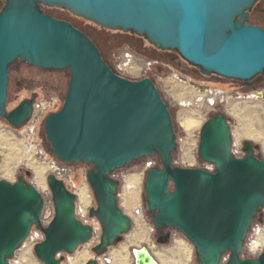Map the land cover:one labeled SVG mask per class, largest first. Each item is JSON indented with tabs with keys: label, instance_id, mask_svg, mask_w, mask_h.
Wrapping results in <instances>:
<instances>
[{
	"label": "water",
	"instance_id": "obj_1",
	"mask_svg": "<svg viewBox=\"0 0 264 264\" xmlns=\"http://www.w3.org/2000/svg\"><path fill=\"white\" fill-rule=\"evenodd\" d=\"M258 1L5 0L0 12V118L19 129L33 114L34 98L7 112L11 65L69 71L63 106L46 116L44 127L58 161L93 166L87 179L97 204L90 215L102 228L93 249L97 255L132 229L131 218L118 205L111 174L156 156L161 167L148 171L144 185L154 227L183 234L195 247L199 264H220L227 253L226 264H264V252L257 258L241 257L254 220L263 221L264 160L254 155L249 142L244 143V157L232 155L233 136L225 114H219L203 124L197 152L214 169L173 166L177 140L170 105L154 82L118 75L85 33L44 14L40 6L62 8L99 27L144 37L158 50L177 52L205 76L249 83L264 76V30L246 24ZM47 182L55 216L44 228L38 190L24 178L0 181V264H11L35 225L45 236L34 250L43 264H62L60 254H74L92 241L93 227L76 216V196L53 174ZM170 240L167 234L158 243ZM133 257L134 264H157L145 247L134 249Z\"/></svg>",
	"mask_w": 264,
	"mask_h": 264
},
{
	"label": "rangeland",
	"instance_id": "obj_2",
	"mask_svg": "<svg viewBox=\"0 0 264 264\" xmlns=\"http://www.w3.org/2000/svg\"><path fill=\"white\" fill-rule=\"evenodd\" d=\"M5 5V0H0V12ZM263 11L264 0H259L249 12V23L264 27ZM48 12L54 18L67 20L86 31L121 76L135 81L150 78L154 82L163 100L170 105L169 111L176 131L177 149L173 153V166L213 169V166L199 159L197 152L201 128L209 116L216 112L225 114L230 120L233 154L244 157L243 144L249 142L259 146L254 155L264 160V77L258 76L251 86L215 74L208 79L193 77L192 74H200V68L187 63L177 52L156 49L144 37L99 27L62 8H49ZM69 81L68 70L45 71L16 62L9 69L7 112L17 108L23 100L33 98L36 101L55 99L50 112H56V109L59 111L63 106ZM258 93L263 94V97L256 96ZM212 98L215 99L214 105L209 102ZM189 120H193L195 125L190 130H185L184 124ZM44 121L45 119H41L38 123L31 122L15 129L0 118V181L16 183L24 178L38 190L44 201L41 223L46 228L55 216L52 192L47 182V177L52 174L48 164L54 159V155L46 137ZM69 167L74 173L76 184L81 186L87 179L88 172L93 169L92 165L85 163ZM160 167L159 159L155 156L134 161L111 175L119 183V207L132 220L131 231L123 236L120 243L109 248L110 252L118 251L114 264H134L133 250L141 247L147 248L160 264H199L193 244L175 229L165 230L171 233L169 243L160 244L157 241L159 234L153 225V216L147 209L144 185L148 171ZM40 169L43 170V178L39 180V174L36 173ZM27 171L31 172V176L26 175ZM132 182L136 183V186L133 183L134 188L130 187ZM83 190L87 195L86 189ZM90 190L93 193L91 187ZM80 196L84 201L82 194ZM88 202L86 200L85 203ZM94 207L96 208L95 204ZM139 207L143 209L142 219L135 213ZM260 213L264 214V210ZM93 219V224L99 228L95 241L80 246L74 254H60L62 264L97 261V254L93 249L100 242L102 228L97 219ZM257 221L259 217L254 220V224ZM141 224H144L145 230L141 228ZM258 228L262 230L264 224L257 225L254 231H250L241 253L243 259L254 258L249 245L259 235ZM44 239V233L35 225L29 238L10 261L11 264H43L34 250ZM183 251L189 263L180 260ZM228 259L229 253L223 256L222 261L226 263Z\"/></svg>",
	"mask_w": 264,
	"mask_h": 264
},
{
	"label": "built area",
	"instance_id": "obj_3",
	"mask_svg": "<svg viewBox=\"0 0 264 264\" xmlns=\"http://www.w3.org/2000/svg\"><path fill=\"white\" fill-rule=\"evenodd\" d=\"M55 102H56L55 99H52V101H47L44 99H42L40 101L35 100L34 105H33V107H34L33 114H32L31 119L28 121V123L32 122L35 124V123H38L39 120L45 119L46 115L49 114L50 111H52V110H50V108L55 104ZM209 102L211 105H214L215 99L212 98L209 100ZM57 111L58 110L56 109V112ZM33 128L31 129L32 133L34 132ZM69 166L70 165H67L63 162H60L54 157V159L49 162L48 169L53 175H55V177L57 179L63 181L65 183L66 187L76 196V198H77V200H76V216L84 224L90 225L93 227L94 234H93L92 241H95V238H96V235H97L99 228L95 224H93V220H94L93 218H95V217H91V215H90L91 210L95 208L94 204L96 205L94 194L91 193L88 179L85 180V182L82 184V186L76 184V182L74 180V173ZM83 189H86V191H87V196H88L87 200H89V202L87 204L82 200V198L80 196L81 191ZM262 210H264V209H262ZM135 213L137 214L136 215L137 217H140L141 219L143 218V209L137 208L135 210ZM262 219H264V214H263ZM97 223H98V225L100 224L99 221ZM263 224H264V220L262 222H259V223H255V224L253 223V226L251 227L250 231H254L255 226L263 225ZM99 226L101 227V225H99ZM257 231H258L257 233L259 235L249 245V249L252 252V255L254 256V258L259 257L264 252V240H263L264 239V228L262 230L260 228H258ZM99 243L100 242L98 241L96 243V245H98ZM115 252H117V253H115ZM117 254H118L117 250H115L114 252H110L108 249V251L104 255H101V256L97 255V262L99 264H114L115 260H117ZM222 262L220 264H226L225 262H223V263Z\"/></svg>",
	"mask_w": 264,
	"mask_h": 264
},
{
	"label": "flooded vegetation",
	"instance_id": "obj_4",
	"mask_svg": "<svg viewBox=\"0 0 264 264\" xmlns=\"http://www.w3.org/2000/svg\"><path fill=\"white\" fill-rule=\"evenodd\" d=\"M252 11V10H251ZM250 11V12H251ZM263 13H264V11H263ZM249 17H250V14L248 15V19H249ZM60 20H63V21H66V22H69V21H67V20H64V19H60ZM71 25H73L71 22H69ZM248 24H250V23H248ZM251 25H255V26H259L261 29H263L264 30V27H262V26H260V25H258V24H252L251 23ZM74 26V25H73ZM74 27H76L77 29H79L81 32H83V33H85L94 43H95V45L97 46V48H98V50H99V52H100V54H101V56H102V58H103V60L105 61V63L107 64V66L110 68V69H112L113 71H115V73H117L118 75H120L117 71H116V69L114 68V66H113V64H111V62H109L104 56H103V54L101 53V51H100V49H99V47H98V45L96 44V42H95V40L86 32V31H84V30H82V29H80V28H78L77 26H74ZM193 75V77H197V78H204V79H208V77H210V76H205V75H203L202 74V72H201V70H200V74H198V75H196V74H192ZM213 75V74H212ZM211 75V76H212ZM261 77H264V76H261ZM257 78V77H256ZM256 78H254L253 80H255ZM252 80V81H253ZM237 81V80H236ZM252 81L251 82H243V83H245L247 86H251L252 85ZM240 82H242V81H240ZM162 97V96H161ZM163 99V98H162ZM164 101V100H163ZM165 102V101H164ZM166 103V102H165ZM169 109H170V106H169ZM219 114H222V113H219V112H216V113H214V114H211L210 116H209V118L208 119H210V118H212V117H214V116H216V115H219ZM226 116V115H225ZM171 117H172V115H171ZM207 119V120H208ZM173 121V120H172ZM226 121H227V124H228V126H229V128H230V131H231V133H232V136H233V132H232V127H231V123H230V120L227 118V116H226ZM174 126V125H173ZM174 131H175V128H174ZM175 136H176V131H175ZM177 140V139H176ZM199 141H200V135H199ZM233 144H234V141H233ZM251 146H252V150H253V153L255 154V152L256 151H258L259 149L257 148V146H255V145H253L252 143H251ZM233 147V146H232ZM243 147H244V144H243ZM232 155L233 156H235L234 154H233V152H232ZM235 157H237V156H235ZM239 158H241V157H239ZM212 166V165H211ZM214 169V168H213ZM212 169V170H213ZM206 170H210L209 168H207ZM113 174V173H112ZM111 174V175H112ZM111 178H112V176H111ZM114 179V178H113ZM115 180V179H114ZM116 181V180H115ZM117 182V192H118V189H119V183H118V181H116ZM117 196H118V193H117ZM97 205V204H96ZM119 205V204H118ZM168 228H165V229H163V230H158V238H157V241H159V240H162L163 239V237L164 236H166L167 234H171L170 232H165V230H167Z\"/></svg>",
	"mask_w": 264,
	"mask_h": 264
},
{
	"label": "bare ground",
	"instance_id": "obj_5",
	"mask_svg": "<svg viewBox=\"0 0 264 264\" xmlns=\"http://www.w3.org/2000/svg\"><path fill=\"white\" fill-rule=\"evenodd\" d=\"M194 125H195V122H194L193 120L186 121V123L184 124V126H185V130H190ZM44 169H45V168H44ZM42 171H43V170L40 169L39 173H36L37 175L39 174V176H40V177L38 176V179H39V180H40V178H43V177H42V176H43ZM132 179H133V178H132ZM134 180H135V178H134ZM134 180H130V181H134ZM135 181H136V180H135ZM135 181H134V182H135ZM41 182H43V181H41ZM41 182H40V183H41ZM134 182H132V184H131L130 187H133V183H134ZM130 183H131V182H130ZM134 184H135V186H136V183H134ZM128 186H129V185H128ZM133 188H134V187H133ZM132 190H133V189H132ZM134 190H135V189H134ZM83 191H84V190H83ZM83 191H81V192H82L81 194H82V197H83V199H84V202H86V200H87V195H86V193H84ZM133 192H135V191H133ZM132 196H134V194H132ZM135 196H136V195H135ZM139 208H140V207H139ZM140 226H141L142 229L145 230L144 224H141ZM139 249H142V247L139 248ZM139 249H138V250H139ZM183 252H184V253L181 254V259H180V260H181L182 262H186V263H187V262H188V259L185 258V254H186V253H185V251H183ZM179 254H180V253H179ZM186 256H187V255H186ZM179 258H180V257H179ZM155 260H156V259H155ZM156 261H157V260H156ZM114 263H115V262H114ZM188 263H189V262H188ZM157 264H160V263L157 261ZM184 264H185V263H184Z\"/></svg>",
	"mask_w": 264,
	"mask_h": 264
},
{
	"label": "trees",
	"instance_id": "obj_6",
	"mask_svg": "<svg viewBox=\"0 0 264 264\" xmlns=\"http://www.w3.org/2000/svg\"><path fill=\"white\" fill-rule=\"evenodd\" d=\"M6 3V2H5ZM41 7V11L44 13V14H46V15H49V16H51L50 14H49V12H48V10H49V8L48 7H45V6H43V5H41L40 6ZM53 17V16H52ZM249 23V19H247V22H246V24H248ZM12 66V65H11ZM10 66V67H11ZM112 70V69H111ZM115 72V71H114ZM236 81V80H235ZM175 138H176V136H175ZM258 223H259V221H257Z\"/></svg>",
	"mask_w": 264,
	"mask_h": 264
}]
</instances>
